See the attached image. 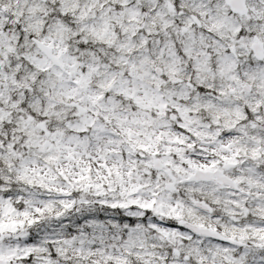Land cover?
<instances>
[{
  "label": "snow or ice",
  "instance_id": "snow-or-ice-1",
  "mask_svg": "<svg viewBox=\"0 0 264 264\" xmlns=\"http://www.w3.org/2000/svg\"><path fill=\"white\" fill-rule=\"evenodd\" d=\"M0 264H264V0H0Z\"/></svg>",
  "mask_w": 264,
  "mask_h": 264
}]
</instances>
